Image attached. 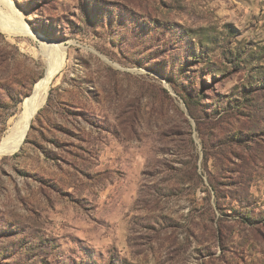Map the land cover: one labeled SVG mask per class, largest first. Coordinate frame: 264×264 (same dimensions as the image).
<instances>
[{
  "label": "rangeland",
  "instance_id": "rangeland-1",
  "mask_svg": "<svg viewBox=\"0 0 264 264\" xmlns=\"http://www.w3.org/2000/svg\"><path fill=\"white\" fill-rule=\"evenodd\" d=\"M5 2L0 264H264V0Z\"/></svg>",
  "mask_w": 264,
  "mask_h": 264
},
{
  "label": "bare ground",
  "instance_id": "bare-ground-1",
  "mask_svg": "<svg viewBox=\"0 0 264 264\" xmlns=\"http://www.w3.org/2000/svg\"><path fill=\"white\" fill-rule=\"evenodd\" d=\"M0 4L7 5L5 0H0ZM18 29H15L16 34L29 35V32L23 28V25L18 24ZM2 31L11 30L1 26ZM22 33H21V31ZM13 32V33H14ZM42 52L46 56L47 68L44 78L37 82L34 86L35 95L30 96L22 105V112L13 123L5 137L0 143V155H10L15 153L21 147L26 134L28 133L31 120L37 111L42 107L46 100L48 89L51 85L54 75L62 66L63 52L58 54L56 48L60 49L59 45L42 43ZM50 55V56H49Z\"/></svg>",
  "mask_w": 264,
  "mask_h": 264
},
{
  "label": "water",
  "instance_id": "water-1",
  "mask_svg": "<svg viewBox=\"0 0 264 264\" xmlns=\"http://www.w3.org/2000/svg\"><path fill=\"white\" fill-rule=\"evenodd\" d=\"M33 95H35V90L33 89V92H32V94H31V96H33ZM29 129H30V126H29ZM29 129H28V131H29ZM28 134V133H27ZM27 134H26V136H27Z\"/></svg>",
  "mask_w": 264,
  "mask_h": 264
}]
</instances>
